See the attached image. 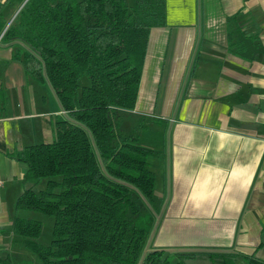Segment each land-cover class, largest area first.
I'll return each mask as SVG.
<instances>
[{"label":"crops","instance_id":"0c3cea01","mask_svg":"<svg viewBox=\"0 0 264 264\" xmlns=\"http://www.w3.org/2000/svg\"><path fill=\"white\" fill-rule=\"evenodd\" d=\"M12 49L0 42V251L22 212L14 203L25 164L14 153L49 142L64 113ZM263 111L264 0H165V24L148 31L132 110L164 122L148 247L225 255L184 264H247V256L264 264Z\"/></svg>","mask_w":264,"mask_h":264},{"label":"trees","instance_id":"16d2710c","mask_svg":"<svg viewBox=\"0 0 264 264\" xmlns=\"http://www.w3.org/2000/svg\"><path fill=\"white\" fill-rule=\"evenodd\" d=\"M164 24L165 0L0 3V42L13 46L11 58L28 77L49 84L64 112L54 118L49 142L14 153L25 164L15 211L50 217V242L37 241L39 219L15 215L0 264H26L21 250L40 264H184L225 256L147 245L159 205L152 159L163 155L164 122L132 110L148 31ZM246 262L261 264L249 256Z\"/></svg>","mask_w":264,"mask_h":264},{"label":"rangeland","instance_id":"374dc122","mask_svg":"<svg viewBox=\"0 0 264 264\" xmlns=\"http://www.w3.org/2000/svg\"><path fill=\"white\" fill-rule=\"evenodd\" d=\"M127 4L131 3V0H125ZM82 83H87L86 78L81 79ZM23 217H29L34 219H39L42 223V228L37 241L41 244H48L51 238V224L52 219L50 217L44 216L40 213H33V212H21L20 214ZM20 258L26 261V264H40L37 260L36 256L26 250H21L19 252ZM23 264V263H21Z\"/></svg>","mask_w":264,"mask_h":264},{"label":"built area","instance_id":"2783aa9c","mask_svg":"<svg viewBox=\"0 0 264 264\" xmlns=\"http://www.w3.org/2000/svg\"><path fill=\"white\" fill-rule=\"evenodd\" d=\"M263 128H264V111L262 112Z\"/></svg>","mask_w":264,"mask_h":264}]
</instances>
